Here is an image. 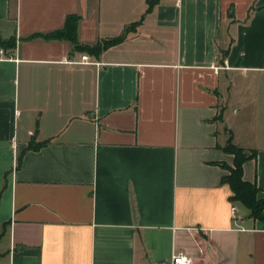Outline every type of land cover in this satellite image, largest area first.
Wrapping results in <instances>:
<instances>
[{"label":"crops","instance_id":"1","mask_svg":"<svg viewBox=\"0 0 264 264\" xmlns=\"http://www.w3.org/2000/svg\"><path fill=\"white\" fill-rule=\"evenodd\" d=\"M149 5L0 0V264H264L222 180L231 139L264 199V0Z\"/></svg>","mask_w":264,"mask_h":264},{"label":"trees","instance_id":"2","mask_svg":"<svg viewBox=\"0 0 264 264\" xmlns=\"http://www.w3.org/2000/svg\"><path fill=\"white\" fill-rule=\"evenodd\" d=\"M158 0H150V5L148 10L152 8L155 2ZM81 16L78 13H69L66 16L65 23L62 27L57 28L53 31L47 33H37L44 35L45 37H59L70 39L76 48L88 49L94 52L99 53L104 46H107L111 43L119 41L123 36H118L112 39H108L103 43L98 42L96 44H82L79 41L78 35V25ZM34 35V34H33ZM32 35V36H33ZM0 44L15 47L16 39L14 37L10 38L8 41H4L0 38ZM226 52V51H225ZM224 52V54H225ZM43 142L34 143V141L29 142V146H40ZM225 150L228 152L234 153V162L229 164L223 162V166L228 169V172L223 175L222 180L228 182L232 188L231 199L234 201L242 202L246 207L249 208V215L254 218H263L264 217V199L258 195L259 187L256 182L244 178V162L249 158H252L256 155V150L246 149L235 144L231 139L228 144L225 146Z\"/></svg>","mask_w":264,"mask_h":264},{"label":"built area","instance_id":"3","mask_svg":"<svg viewBox=\"0 0 264 264\" xmlns=\"http://www.w3.org/2000/svg\"><path fill=\"white\" fill-rule=\"evenodd\" d=\"M3 50H1L2 52ZM82 61H89L88 55H83ZM236 206H233V211L235 212ZM193 259L190 255L184 251H174L170 259L164 260L161 264H192Z\"/></svg>","mask_w":264,"mask_h":264}]
</instances>
